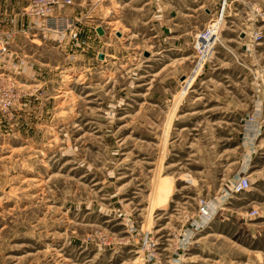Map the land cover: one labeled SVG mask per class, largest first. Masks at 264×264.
<instances>
[{
    "label": "rangeland",
    "instance_id": "obj_1",
    "mask_svg": "<svg viewBox=\"0 0 264 264\" xmlns=\"http://www.w3.org/2000/svg\"><path fill=\"white\" fill-rule=\"evenodd\" d=\"M30 1L0 0V264H264V0Z\"/></svg>",
    "mask_w": 264,
    "mask_h": 264
},
{
    "label": "built area",
    "instance_id": "obj_2",
    "mask_svg": "<svg viewBox=\"0 0 264 264\" xmlns=\"http://www.w3.org/2000/svg\"><path fill=\"white\" fill-rule=\"evenodd\" d=\"M71 3V0H31L28 5L24 8V12L35 16L38 18L50 19L51 23L56 26L58 18L61 16L57 15L60 13L62 8ZM221 13V9H220ZM214 28H208L204 31L199 38L209 37ZM77 30L69 31V38L71 40H77L78 38ZM7 50L6 44L0 40V53ZM249 184V180L247 176H241L234 184L232 191L235 193H239L244 191Z\"/></svg>",
    "mask_w": 264,
    "mask_h": 264
},
{
    "label": "bare ground",
    "instance_id": "obj_3",
    "mask_svg": "<svg viewBox=\"0 0 264 264\" xmlns=\"http://www.w3.org/2000/svg\"><path fill=\"white\" fill-rule=\"evenodd\" d=\"M211 35V39H212V34ZM210 37V36H209ZM209 37H206V38H200V41L202 43L203 40H205V43L202 45V48H206L208 49L209 48V44L211 43V39L210 41L208 40ZM200 43V42H199Z\"/></svg>",
    "mask_w": 264,
    "mask_h": 264
},
{
    "label": "water",
    "instance_id": "obj_4",
    "mask_svg": "<svg viewBox=\"0 0 264 264\" xmlns=\"http://www.w3.org/2000/svg\"><path fill=\"white\" fill-rule=\"evenodd\" d=\"M95 31H96L98 34H103V29H102L100 26L96 27V28H95ZM240 36H241V37L243 36V32L240 33ZM98 57L101 58V57H102V54L99 53V54H98Z\"/></svg>",
    "mask_w": 264,
    "mask_h": 264
}]
</instances>
